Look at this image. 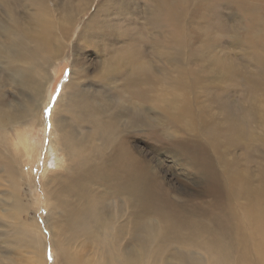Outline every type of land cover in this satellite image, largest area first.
Returning <instances> with one entry per match:
<instances>
[{"label":"rangeland","instance_id":"374dc122","mask_svg":"<svg viewBox=\"0 0 264 264\" xmlns=\"http://www.w3.org/2000/svg\"><path fill=\"white\" fill-rule=\"evenodd\" d=\"M3 1L0 0V25L7 21ZM6 1L17 14L24 15H29L34 3ZM47 3L54 11L58 4L55 13L69 21L64 22L67 37L58 36L63 51L39 64L42 73H53L43 112L45 120L76 67L86 72L85 81L90 84L86 86L93 91L95 103H102L105 117L108 112L122 111L123 117L117 122L124 124V256L143 253L146 258L148 245L139 242L145 234L142 223L149 221L158 228L163 224L149 204L138 197L132 199L134 193L129 188L138 177L146 174L153 182L157 180L196 218L204 211L205 220L214 204L221 201L225 162L238 167L246 178L264 180V0ZM86 35L91 36V44L82 42L78 47V41ZM120 69H124L121 95L115 96L107 86L91 81L98 72L117 73ZM178 76L184 84L170 88L167 78ZM5 79L9 84L4 88L15 83L11 74ZM29 122L23 121L22 126ZM41 123L38 119L36 127H32L33 140L43 147L41 154L38 159L31 158V163L22 161L23 170H31L34 175L33 179L30 174L28 180L32 188L24 187V197L30 205L29 218L45 229L48 225L49 231L57 215L55 209L44 206L45 191L39 177L45 149L54 135L49 122L44 126ZM206 141L221 145L215 151ZM230 143L234 144L227 145ZM256 166L260 171L254 170ZM113 174L115 179L117 166ZM4 188L1 184L0 198ZM136 222L137 228H133ZM85 247L80 257H92V262L94 252L100 257V251ZM180 247L179 240H175L157 262L190 264L185 258L197 260L205 256ZM3 255L5 251L1 249L0 264ZM39 258L43 264H55V249L46 244ZM20 259L19 264H26V260L27 264L33 263L25 250L20 252ZM205 259L202 257V261Z\"/></svg>","mask_w":264,"mask_h":264},{"label":"bare ground","instance_id":"6f19581e","mask_svg":"<svg viewBox=\"0 0 264 264\" xmlns=\"http://www.w3.org/2000/svg\"><path fill=\"white\" fill-rule=\"evenodd\" d=\"M32 2L29 15L17 14L6 0L2 2L7 21L0 25V185H5L0 198V250L5 251L1 264H19L22 250L30 253L32 264H43L39 256L46 244L55 249V264H161L159 257L177 239L179 249L205 255L197 260L185 258L190 264H264V180L246 178L227 162L221 201L214 204L207 220L202 218V210L197 218L186 211L157 180L153 182L146 174L138 177L129 188L134 193L132 199L138 197L149 204L163 224L158 228L141 218L146 222L142 223L145 234L139 242L148 245V255L124 256V124L117 122L122 111L108 112L105 117L102 103H95L93 91L86 86L90 85L85 81L86 72L76 67L45 120L53 73H42L39 64L63 51L58 36L67 37L64 22L69 18L55 13L58 4L54 11L47 0ZM6 8L9 10L4 12ZM78 42V47L82 42L89 46L91 36ZM121 57L124 67V48ZM106 72L94 74L91 81L107 86L115 96L121 95L124 69ZM7 74L15 83L4 88L9 84ZM173 78H167L170 88L184 84L182 77ZM38 119L41 126L49 122L54 135L45 149L39 177L45 191L44 206L55 209L57 215L49 231L48 225L45 229L29 218L30 205L24 197V187L32 188L28 180L34 175L23 170L22 161L38 159L43 149L33 140L32 127ZM26 120L30 122L23 127ZM206 142L215 151L221 145ZM115 166L118 174L114 179ZM254 170L260 171V167ZM138 223L132 227L137 228ZM85 246L100 251V257L96 252L93 262L89 254L90 259L80 257ZM202 257L207 259L202 261Z\"/></svg>","mask_w":264,"mask_h":264}]
</instances>
